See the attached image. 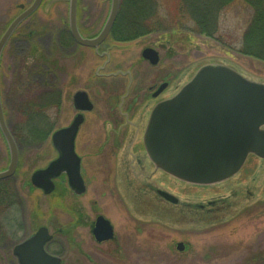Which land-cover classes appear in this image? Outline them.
Segmentation results:
<instances>
[{"label": "flooded vegetation", "instance_id": "1", "mask_svg": "<svg viewBox=\"0 0 264 264\" xmlns=\"http://www.w3.org/2000/svg\"><path fill=\"white\" fill-rule=\"evenodd\" d=\"M70 2L11 0L0 19V38L15 19L23 16L5 42L3 52L10 46L17 53L28 50L31 56L38 57L33 78L38 81L34 87L39 90L33 96L28 95L34 89L28 84L27 97L19 102L23 117L20 130L28 134L27 138L22 135L16 139L12 133L19 160L23 153L31 152L32 146L35 149L42 147L49 134L52 156L48 163L56 160L59 152L54 146L53 135L80 121L73 139V149L79 157L78 179L71 182L67 173H58L47 179L50 189L44 191L45 180H41L42 187H35L31 174L48 164L36 168L26 180L24 174L21 176L19 161L14 175L0 179V213L9 212L11 206L24 205L12 201L11 194L19 196L20 190L26 189L29 193L38 191L49 199L53 211L60 209L65 214L62 226L53 230L47 226L51 239L45 244L47 253L57 257L61 264H95L98 260L102 264V261L104 264H137V235L146 233L143 226L149 224V214L142 211L149 210V203L138 202L145 191L137 189L132 180L133 173L138 175L142 171L149 175L144 140L149 112L171 92V81L167 77L169 69L160 71L162 81L158 85L149 86V49L156 51L159 64V50H167L176 43L170 37L175 36L177 30H163L156 38L149 39V33L161 31L160 28H149V0H131V5L130 0H120L118 13L106 37L94 46H87L74 38L69 27ZM88 3L87 0H76L75 23L83 40L96 38L106 20L101 21L100 14L92 12ZM127 6H131L130 10ZM122 45L126 48L134 46L136 51L117 49L118 54H111L114 47ZM90 51L101 61L96 67V76L115 79L106 90L99 84L90 91L86 73ZM111 65L114 70L109 69ZM46 77L49 85L44 84ZM161 84L163 87L159 90ZM0 96L2 105L1 84ZM84 158L92 162H84ZM20 176L19 189L17 180L19 183ZM246 195L252 197L247 191ZM109 209L113 210L117 220L111 217ZM58 214L53 219L61 222ZM147 233L144 239L149 253ZM96 236L107 237L98 241ZM2 248L8 252L7 241L3 242ZM13 248L14 258L5 256L6 264H19ZM142 250L139 251L143 253Z\"/></svg>", "mask_w": 264, "mask_h": 264}, {"label": "rangeland", "instance_id": "2", "mask_svg": "<svg viewBox=\"0 0 264 264\" xmlns=\"http://www.w3.org/2000/svg\"><path fill=\"white\" fill-rule=\"evenodd\" d=\"M10 1L0 0V19L4 17L3 11ZM87 1L90 10L99 13L100 18H98L103 21L109 12L111 0ZM183 1L189 0H182V2L181 0H149L151 20L149 27L161 30L149 33V39L156 38L163 30L170 31L173 28L177 30V34L170 37L176 43L170 45L168 51L159 50L161 57L159 64L156 66L149 64V86L158 85L162 81L159 78L160 71L163 73L169 69L167 77L171 81V87L178 89L198 67L207 62L230 66L247 78L264 82V61L242 52L243 36L255 9L250 6V0H201L198 2L207 4L210 12L207 13L211 15L204 29L206 33L200 32L203 28L197 24L193 13L185 8ZM130 8L131 6H127L128 10ZM127 9H125L126 13H128ZM92 17L91 15L90 18ZM188 37L190 40H186ZM113 49L111 54H118L117 49H126L133 53L136 51L134 46L126 48L124 45ZM30 54L28 50L17 53L8 46L4 52L2 50L0 59L2 107L6 122L16 139L22 135L27 138L28 135L20 130L23 117L19 102L27 97L28 84L32 87L39 84L33 78L38 57ZM117 58L123 59V57ZM100 63L101 61L90 51L86 66L90 91L93 90V86L96 87L99 84L106 90L115 80L96 76L95 70ZM114 68V65L109 67L110 70ZM44 81V84L49 85L47 77ZM38 90L34 87L28 95L33 96ZM49 135L44 139L42 147L38 146L36 150L32 146L31 152L23 153L20 157L19 170L24 172H21V176L24 174L26 180L36 168L48 164L52 156ZM7 151L6 142L0 132V169L6 167ZM87 161L92 162L84 158V162ZM107 169L106 167L105 171ZM21 176L19 183L17 180L19 189ZM150 178L153 184L168 189L183 200L197 199L206 202L217 199L220 204L231 203V206L221 208L220 213H215L210 218L196 219H181L176 215L174 217L170 215L173 214L172 212L166 214L155 206L157 209L149 210V224L143 226L146 233L137 235V264H264V161L251 154L242 169L233 177L225 182L208 186L184 183L156 169L151 171ZM246 191L252 193V197H247ZM11 200L24 205H14L9 212L0 213V264H6L5 256L13 259L12 248L34 233L37 228L48 226L53 230L62 226L63 217L65 219L63 211L60 209L53 211L50 208L49 199L38 191L29 193L28 189L23 192L20 190L19 196L11 194ZM108 211L114 221L117 220L113 210ZM57 213H59L57 218H60L61 222L53 219ZM147 232H149V253L146 250L148 243L144 239ZM4 240L9 244L8 252L6 248H2L3 242H6ZM179 242L185 244L182 251L176 249V244ZM141 248L143 253L139 251ZM112 261L116 263L115 260ZM102 262L105 263V261ZM94 263L102 264L100 260Z\"/></svg>", "mask_w": 264, "mask_h": 264}, {"label": "water", "instance_id": "3", "mask_svg": "<svg viewBox=\"0 0 264 264\" xmlns=\"http://www.w3.org/2000/svg\"><path fill=\"white\" fill-rule=\"evenodd\" d=\"M76 0H71L69 27L74 38L87 46H94L108 34L118 11L119 0H111L106 22L100 34L90 40L79 36L75 23ZM23 16L9 26L0 39V57L3 46ZM149 49V61L157 62L156 53ZM161 89V88H160ZM80 121L53 136L59 158L45 170L32 175L47 182L65 172L71 182L77 180L79 159L73 151V139ZM0 129L10 154L8 168L0 172V179L15 171L18 152L1 109ZM149 159L156 170H162L182 182L217 184L235 175L249 154L264 161V82L252 80L230 66L209 63L200 67L194 76L181 85L169 99L159 103L149 118ZM183 200L170 191L149 183V210L158 206L166 214L179 218H210L220 213V201ZM228 202L229 200H225ZM231 206V205H230ZM229 206V207H230ZM169 215V216H170ZM101 226H103L101 222ZM109 236V235H107ZM107 236H100L105 239ZM50 239L47 229L41 227L33 236L14 248L19 264H60L49 255L45 243ZM178 249L183 247L179 244Z\"/></svg>", "mask_w": 264, "mask_h": 264}, {"label": "trees", "instance_id": "4", "mask_svg": "<svg viewBox=\"0 0 264 264\" xmlns=\"http://www.w3.org/2000/svg\"><path fill=\"white\" fill-rule=\"evenodd\" d=\"M198 2H201V0L183 1L185 8L191 11L195 16V20L199 22L198 25L201 26L200 23H202L204 27H207L206 25L211 16L208 5ZM249 4L255 9L243 36L242 52L245 55L264 61V0H250ZM149 21H151L150 17ZM201 28L203 27L201 26ZM200 31L204 32L203 30Z\"/></svg>", "mask_w": 264, "mask_h": 264}]
</instances>
